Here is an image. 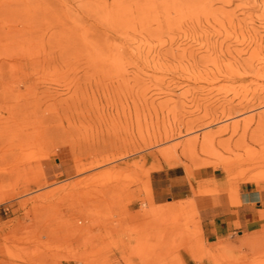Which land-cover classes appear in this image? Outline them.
<instances>
[{
  "label": "rangeland",
  "instance_id": "rangeland-1",
  "mask_svg": "<svg viewBox=\"0 0 264 264\" xmlns=\"http://www.w3.org/2000/svg\"><path fill=\"white\" fill-rule=\"evenodd\" d=\"M0 6V264H264V223L208 243L194 201L149 184L264 189V0Z\"/></svg>",
  "mask_w": 264,
  "mask_h": 264
},
{
  "label": "crops",
  "instance_id": "crops-1",
  "mask_svg": "<svg viewBox=\"0 0 264 264\" xmlns=\"http://www.w3.org/2000/svg\"><path fill=\"white\" fill-rule=\"evenodd\" d=\"M193 174V179L188 178L180 167L151 171L149 184L154 203L192 199L199 213L203 237L208 243L264 223V189L242 184L238 192L241 200L235 203L230 197L226 175L221 171L199 168ZM199 184L215 188V192L197 193Z\"/></svg>",
  "mask_w": 264,
  "mask_h": 264
},
{
  "label": "bare ground",
  "instance_id": "bare-ground-1",
  "mask_svg": "<svg viewBox=\"0 0 264 264\" xmlns=\"http://www.w3.org/2000/svg\"><path fill=\"white\" fill-rule=\"evenodd\" d=\"M7 1V0H6ZM5 2V1H4ZM14 4V3H13ZM12 4V5H13ZM9 7H10V5H9ZM6 8H8V7H6ZM6 8H4V6H0V13H2V12H5V11H7L8 9H6ZM15 8V7H14ZM13 11V10H12ZM10 12V11H9ZM15 12V11H14ZM16 13V12H15ZM8 18V17H7ZM18 26H16V25H14L13 27H12V33L16 36L17 35V33H18ZM10 34V33H9ZM3 35V34H2ZM10 36V35H9ZM14 37V36H13ZM13 40V39H12ZM11 39H10V41H12ZM9 41V40H8ZM4 39H3V37L0 35V48H2V46L4 45ZM11 45V44H10ZM180 45V44H179ZM136 47V46H135ZM137 47H139V46H137ZM136 47V48H137ZM172 48V47H171ZM232 47H227V48H225L224 49V47H222L221 49H219L217 52L218 53H220V55L221 56H232V55H234L235 57L236 56H241L242 55V49H231ZM139 49V48H138ZM181 49V48H180ZM197 49V48H196ZM199 49V48H198ZM244 49V48H243ZM1 50V49H0ZM193 51L194 50H192L191 52H190V56H193V54L195 53V51H194V53H193ZM216 51V50H215ZM187 52V49L186 50H184V54H187L186 53ZM139 54H140V52H139ZM236 54V55H235ZM195 55V54H194ZM241 59V58H240ZM240 62H242V60L240 61ZM239 73V72H238ZM212 80H216V79H218L220 76H223L224 78L226 77L224 74H223V70H220V69H217L216 71H212V72H210L209 73V75H208Z\"/></svg>",
  "mask_w": 264,
  "mask_h": 264
}]
</instances>
